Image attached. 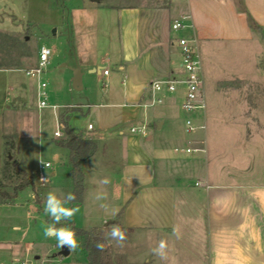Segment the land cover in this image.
Wrapping results in <instances>:
<instances>
[{
	"label": "crops",
	"instance_id": "crops-1",
	"mask_svg": "<svg viewBox=\"0 0 264 264\" xmlns=\"http://www.w3.org/2000/svg\"><path fill=\"white\" fill-rule=\"evenodd\" d=\"M101 1L78 0L72 8L69 28L76 57L70 70L78 65L84 83L85 73L89 77L98 64L104 67L98 66L97 73L113 64L116 74L109 77L108 70L104 75L109 77L104 88H112L103 99L107 107L119 109L103 116L130 125L110 137L93 125L81 131L70 127L91 133L88 137L97 143L83 164L85 192L78 205L85 211L84 228L105 229L112 257L121 264H264V163L256 170L251 166L254 147L244 126L207 125L205 114L197 113L196 123L202 121L205 128L186 133L181 87L175 96L162 93L161 104L166 103L158 111L142 106L152 80L181 75L178 36H194L200 56L203 46L248 42L254 35L248 17L264 27V0ZM181 15L188 16L192 28L173 31L170 24ZM16 69H0V85L3 81L6 88L0 107L8 101L7 90L16 86L36 93V81L29 77L20 83L11 73ZM176 98L178 110L173 108ZM141 125L144 134L130 131ZM57 147L66 150L67 158L68 150ZM186 147L199 150L186 153ZM260 147L264 158L263 142ZM110 162L118 163L116 172L108 168ZM68 173L69 167L67 193L72 189ZM105 178L110 183L100 184ZM101 193L106 199H97ZM113 224L125 233L122 245L109 236ZM161 240L167 243L164 260L152 251ZM26 248L18 242L1 244L0 251L9 253L0 259L22 256Z\"/></svg>",
	"mask_w": 264,
	"mask_h": 264
},
{
	"label": "rangeland",
	"instance_id": "rangeland-1",
	"mask_svg": "<svg viewBox=\"0 0 264 264\" xmlns=\"http://www.w3.org/2000/svg\"><path fill=\"white\" fill-rule=\"evenodd\" d=\"M9 1L11 3L0 0V69L17 68L11 73L25 84L29 77L24 70L35 64L38 48L47 46L51 53L41 76L46 84V106H37L39 98L35 90L21 92L16 86L7 90L8 101L0 107V183L11 193L20 182L21 176L12 165V161L17 159L33 183L11 200L0 199V245L27 244L30 248L28 256L34 264H85L79 238L76 237L79 247L73 252L68 250V254L63 256L59 253L57 240L44 235V228L52 223L44 212L46 196L49 192L65 195L68 185L66 150L55 143L62 135L56 137L53 132L58 130L62 134L58 116L63 112L68 113V124L75 131L85 129L87 123L99 129L104 137L118 134L120 129L127 131L130 124H114L103 116L106 110L119 109L107 107L109 101L103 99V95L112 88L109 85L105 89L103 82L116 74L115 66H105L110 73L106 77L101 72L97 73L98 66L104 67L98 64L89 77L85 73L84 83L81 80L85 88H73L70 63L76 56L69 25L72 8L78 0ZM109 1L114 0L101 2ZM253 28L254 35L248 42L229 41L203 46L200 59L203 112L207 125L242 124L254 147L251 166L256 170L264 163V158H260V146L264 143V27L254 23ZM5 91L2 81L0 93L5 95ZM173 102V108L178 110L179 100L176 98ZM165 103L164 100L163 104L152 107L158 111ZM7 104L10 106L6 107ZM201 110H198L199 114H202ZM83 135L87 137L91 133L84 132ZM120 160L122 158L117 162ZM41 161L52 164L51 168L43 170L47 176L44 183L37 181V166ZM118 163L107 165L116 172ZM51 170L55 171L54 175H50ZM66 206L79 209L71 221L77 227H86L82 207L70 206V203ZM64 226L67 225H56L58 228ZM8 253L6 249L0 251V255Z\"/></svg>",
	"mask_w": 264,
	"mask_h": 264
},
{
	"label": "built area",
	"instance_id": "built-area-1",
	"mask_svg": "<svg viewBox=\"0 0 264 264\" xmlns=\"http://www.w3.org/2000/svg\"><path fill=\"white\" fill-rule=\"evenodd\" d=\"M188 16L181 15L178 19L173 20L170 24V28L173 31H182L192 28L190 23H187L186 20ZM175 43L179 48L180 53V76H170L164 79L152 80L148 84V96L147 101L142 103L143 107L154 106L161 104L163 102L162 93L173 94L182 88V100L180 102V109L184 115V128L186 133H190L196 129H204L205 124L201 121L196 123L194 115L200 113L198 110L202 109L203 112L204 104L202 99V86H203V76L201 70V59L199 52L197 50L196 39L194 36L180 35L175 39ZM51 50L47 46H40L37 50L35 64L24 70L26 76L35 79L36 81V95L39 98L37 106L44 107L45 103V82L41 79V76L48 65L49 56ZM102 74L106 75L108 73L107 68L102 69ZM107 82H103V86H106ZM100 105V104H99ZM87 108L90 105H86ZM92 128L91 124H87V130ZM131 132L145 133V125L135 126L130 128ZM54 136H61L58 130L53 132ZM175 151H178L179 148H175ZM186 153H193L198 151L199 148L186 147L184 149ZM47 168L51 167L49 161H44ZM38 173L37 181L44 183L46 180H41V177H47L43 172L46 167L41 162L38 164ZM200 182L196 181L195 185H199ZM60 250V248H59ZM28 248L25 250V254L22 256H11L8 259H0V264H34V261L28 256Z\"/></svg>",
	"mask_w": 264,
	"mask_h": 264
},
{
	"label": "trees",
	"instance_id": "trees-1",
	"mask_svg": "<svg viewBox=\"0 0 264 264\" xmlns=\"http://www.w3.org/2000/svg\"><path fill=\"white\" fill-rule=\"evenodd\" d=\"M248 21L249 25L254 27V22L250 17H248ZM58 121L62 128L63 137L56 141V145L64 147L68 150V175L72 182L71 193L75 194L76 196V199L70 202V206L78 205L83 201V195L85 192L83 164L95 153L97 149V143L88 136L86 137L82 134L75 133L70 128L68 124V113L63 112L59 114ZM12 165L16 173L21 176V180L13 187L11 193L7 192L4 189V186L0 183L1 200L13 199L19 191L32 184L30 178L26 175L25 171L20 168L17 161H12ZM58 225H67L76 233V237L79 238L80 246L84 251L86 259L85 264H118L117 260L113 259L110 247L107 244L105 238V229H86L77 227L72 221H63ZM97 242L104 244L103 251H98L96 249L95 245Z\"/></svg>",
	"mask_w": 264,
	"mask_h": 264
},
{
	"label": "clouds",
	"instance_id": "clouds-1",
	"mask_svg": "<svg viewBox=\"0 0 264 264\" xmlns=\"http://www.w3.org/2000/svg\"><path fill=\"white\" fill-rule=\"evenodd\" d=\"M41 162L46 168L48 167V165H46L43 161ZM46 179L47 177H41V180ZM99 183L102 185H107L110 183V181L105 178ZM75 199V194L71 192L67 193L66 195L62 193L60 196H58L55 192H49L46 196L44 205L45 214L52 220V223L44 228V235L46 237H54L58 242V247H67L69 252H73L79 247L76 239V233L71 230L70 227L64 226L58 228L56 225L60 224L62 221H71L79 211L78 208H69L66 206ZM97 199H106V193H101L97 196ZM176 232L177 230L174 228L173 233L175 234ZM109 236L112 240H115L118 245H122V242L125 240V233L117 224L112 225ZM95 247L98 251H103L104 244L97 242ZM166 249L167 243L164 240H161L157 247L152 249V251L155 255L164 260L167 259Z\"/></svg>",
	"mask_w": 264,
	"mask_h": 264
},
{
	"label": "water",
	"instance_id": "water-1",
	"mask_svg": "<svg viewBox=\"0 0 264 264\" xmlns=\"http://www.w3.org/2000/svg\"><path fill=\"white\" fill-rule=\"evenodd\" d=\"M90 1H99V0H90ZM72 78H71V84L72 87L75 89H81V71L80 67L78 65H75L72 69ZM59 253L63 256H66L68 254L67 247L60 248Z\"/></svg>",
	"mask_w": 264,
	"mask_h": 264
}]
</instances>
